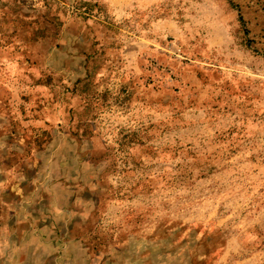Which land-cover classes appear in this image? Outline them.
Segmentation results:
<instances>
[{"label":"rangeland","instance_id":"374dc122","mask_svg":"<svg viewBox=\"0 0 264 264\" xmlns=\"http://www.w3.org/2000/svg\"><path fill=\"white\" fill-rule=\"evenodd\" d=\"M0 264H264V0H0Z\"/></svg>","mask_w":264,"mask_h":264}]
</instances>
